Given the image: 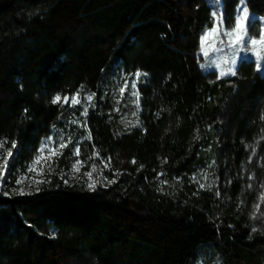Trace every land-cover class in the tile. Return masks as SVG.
Returning a JSON list of instances; mask_svg holds the SVG:
<instances>
[{"label":"trees","instance_id":"obj_1","mask_svg":"<svg viewBox=\"0 0 264 264\" xmlns=\"http://www.w3.org/2000/svg\"><path fill=\"white\" fill-rule=\"evenodd\" d=\"M240 2L0 0L10 164L64 127L75 94L95 93L66 157L78 146L110 166L91 189L57 170L32 194L1 195L0 264H264V73L200 66L214 11L229 29ZM244 3L264 16V0ZM138 71L130 111L104 95Z\"/></svg>","mask_w":264,"mask_h":264},{"label":"rangeland","instance_id":"obj_2","mask_svg":"<svg viewBox=\"0 0 264 264\" xmlns=\"http://www.w3.org/2000/svg\"><path fill=\"white\" fill-rule=\"evenodd\" d=\"M240 7L241 2L237 7L236 15ZM218 9V11H214L212 27L207 29L204 34L210 32L213 28H216L218 22L220 21H222V24H220V30L223 31L228 29L224 25L221 6H219ZM248 13L250 14V20L248 22L250 24L249 31L255 37L256 32L264 31V16L260 17L255 15L249 10ZM212 43L213 41L210 39L205 45V47L209 50V56H203L201 51L202 60L200 62V66L204 72L214 70L219 74V76L222 71L227 72L229 68L234 69L236 72L239 63L242 60H246L253 61L255 63L256 70L260 74L264 73V56L257 57L254 51L245 50L244 48H241L234 56L233 50L227 46L223 47L221 51H212ZM217 47H219V45H217ZM250 48L251 45H249V49ZM232 59H235V64L231 63ZM225 60H228L229 62L224 63ZM258 63L261 65L260 68H257ZM125 80L128 81L129 87L123 94H120L118 85L123 86ZM133 80V75H125L121 73L118 76H115L108 85L104 95L106 97L114 96L115 98L120 99L121 107L127 108L130 111L131 107L129 106V102L131 103L134 98H137L131 95V92L133 91L131 83ZM139 80L137 81V87ZM137 87L135 91H137ZM90 106L91 105H89V103L85 100L81 101L79 105H72L70 101V113L68 118L65 119L64 127H62L59 131H55L49 138L44 139L36 153L30 154L28 159L23 164H19L18 159L12 166L10 163L17 155L11 152L12 156L9 157L7 155L9 150L4 149V147L0 145V168H3L5 159L8 161L7 168L3 169L4 179L0 182V196L9 195L11 193L19 195L18 191L21 188H23L26 193L32 194L38 190L39 185L47 176H50L57 170L61 171V177L67 185H71L76 181L84 182L88 188H90L89 184H94L95 186L97 184H107V172L110 170V166L104 159L98 157L97 155H93V153L90 156H86L81 152L80 147L79 155H76L75 151H73L68 155V157H66L69 141L77 138L79 136V132L83 128L82 124L85 117L81 115L83 108L88 107L89 109ZM61 143H66L67 147L60 148L59 145ZM42 148L45 149L44 152L40 151ZM53 151H55V155H52ZM93 166L95 167V171H93ZM30 168L32 171H29ZM77 169L79 170L77 171ZM89 172H91V177L87 175ZM13 176L15 177L14 182H12ZM17 181L21 182L17 183ZM37 181L41 182L37 183Z\"/></svg>","mask_w":264,"mask_h":264},{"label":"snow or ice","instance_id":"obj_3","mask_svg":"<svg viewBox=\"0 0 264 264\" xmlns=\"http://www.w3.org/2000/svg\"><path fill=\"white\" fill-rule=\"evenodd\" d=\"M250 20V14L248 13L247 7L244 4V0H241V7L238 9L237 15L235 17L234 20V26L230 27L229 29L220 30V24H222V21L218 22L217 27L213 28L210 32H207L205 34H203L201 36V51L203 56L207 57L209 56V50L207 47H205V45L208 43V41L211 39L213 41L212 45H211V50L212 51H221L223 49V47L227 46L228 48L233 50V55L235 56V54L241 49L244 48L245 50H251L254 51L257 55V57H261L264 56V31L261 32H256L255 33V37L253 36V34L249 31L250 28V24L248 23ZM217 45H219V47H217ZM249 45H251V48L249 49ZM228 60H225L224 63H228ZM232 64H235L236 61L235 59L231 60ZM261 65L258 63L257 64V68H260ZM146 73H141V72H136L133 74L134 76V80L131 83V88L133 89V91L131 92V95L134 97H137L136 103H139V93L137 91H135L136 87H137V81L140 79L141 76H146ZM225 75H236V72L234 69L229 68L227 72H221L220 76H225ZM129 87V83L127 80L124 81L123 86H119V92L120 94H123L126 89H128ZM95 98V93H92L90 95H87L86 97H84L85 101H87L89 103V105H91V102L94 100ZM62 98L60 95L55 96L52 99V103L53 104H59L61 102ZM63 102L65 104H67L69 102V97L65 96L63 97ZM81 103V99H80V93L75 94L72 98H71V104L72 105H79ZM88 114V107H84L83 111L81 113V115L83 116H87ZM86 126V124H85ZM71 141H69L70 143ZM13 147H15V145L13 144ZM60 148H64L67 147L66 143H61L59 145ZM44 148H42L40 151L44 152ZM55 151L52 152V155H55ZM75 154L79 155V147L77 146L75 149ZM7 155L10 157L12 156L11 151H9L7 153ZM39 162V161H37ZM79 163V162H78ZM133 163H135V161H133ZM8 165V161L7 159H5L3 168H0V182L3 181L4 179V172L3 169H6ZM79 169H77L78 171ZM29 171H32V169L30 168ZM93 171H95V167L93 166ZM87 175H89L91 177V172L87 173ZM21 181H17V183H20ZM41 181H37V183H40ZM90 188H94L95 185L94 184H89ZM209 188L211 187L210 185L208 186ZM200 188L204 189L205 185L204 184H200ZM7 194V193H5ZM19 195H27L29 193H26L23 188L19 189L18 191ZM217 196L220 195L219 192L216 193ZM257 207H259L257 205ZM253 231H255V229H253Z\"/></svg>","mask_w":264,"mask_h":264}]
</instances>
